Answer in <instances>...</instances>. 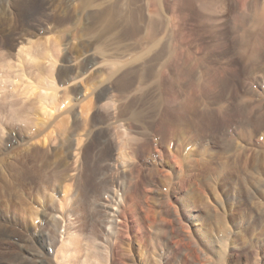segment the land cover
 Masks as SVG:
<instances>
[{
	"label": "rangeland",
	"instance_id": "obj_1",
	"mask_svg": "<svg viewBox=\"0 0 264 264\" xmlns=\"http://www.w3.org/2000/svg\"><path fill=\"white\" fill-rule=\"evenodd\" d=\"M200 1L7 4L0 264H264V0Z\"/></svg>",
	"mask_w": 264,
	"mask_h": 264
},
{
	"label": "bare ground",
	"instance_id": "obj_2",
	"mask_svg": "<svg viewBox=\"0 0 264 264\" xmlns=\"http://www.w3.org/2000/svg\"><path fill=\"white\" fill-rule=\"evenodd\" d=\"M9 2L7 3V4H9V6H11V7H21V9L22 10H25L26 8H31V4L33 3V5L35 4V1L36 0H8ZM202 1V0H201ZM200 1V2H201ZM6 0H0V23L1 22H3V18L5 17V15H6V12L7 11H9V9L11 8H9V6H7V4H6ZM87 2V1H86ZM199 2V3H200ZM40 3V2H39ZM79 3V2H78ZM99 3V2H98ZM186 3V2H185ZM86 4V3H85ZM84 4V5H85ZM182 4V3H181ZM188 4V3H187ZM36 5H37V3H36ZM99 5H101V4H99ZM6 6V7H5ZM185 6V5H184ZM195 6V5H194ZM39 7H41V6H39ZM103 7V6H102ZM102 7H100L99 9H100V12H101V10H103L102 9ZM187 7V6H186ZM33 8H34V6H33ZM81 8V7H80ZM113 8H115V7H113ZM195 8V7H194ZM18 9V8H17ZM71 9H73V8H71ZM98 9V10H99ZM188 9V8H187ZM7 10V11H6ZM11 10V9H10ZM20 10V9H19ZM27 10V9H26ZM116 10V9H115ZM195 10V9H194ZM104 11V10H103ZM102 11V12H103ZM188 11V10H187ZM65 12V11H64ZM188 12H190V11H188ZM261 12V11H260ZM8 13V12H7ZM9 13H10V11H9ZM194 13V12H193ZM264 13V12H263ZM59 15V14H58ZM98 15H99V13H98ZM63 17V16H62ZM262 19V18H261ZM102 20V19H101ZM259 21V20H258ZM260 23V22H259ZM258 23V24H259ZM257 24V23H256ZM255 27V26H254ZM257 27H258V25H257ZM263 27V26H262ZM258 29V28H257ZM264 30V29H263ZM242 31V30H241ZM246 32V31H245ZM245 34V33H244ZM243 35V34H242ZM247 35V34H246ZM249 36V35H248ZM251 37V36H250ZM249 37V38H250ZM260 38V37H259ZM251 39V38H250ZM247 41V40H246ZM251 43V42H250ZM253 44V43H252ZM50 45V44H49ZM251 45V44H250ZM36 46V45H35ZM46 47V46H45ZM50 47V46H49ZM51 47H54V46H52L51 45ZM50 47V48H51ZM256 47V46H255ZM258 47V46H257ZM48 48V47H47ZM50 48H48V50H51L52 51V49H50ZM259 48V47H258ZM257 48V49H258ZM255 49V48H254ZM256 49V50H257ZM29 50H31V48L29 49ZM36 50H42V48H40L39 49V47L38 48H34V51H36ZM261 50V49H260ZM253 52V51H252ZM41 66H43V65H41ZM40 68V67H39ZM205 84V83H204ZM189 100H192V99H189ZM4 103V102H3ZM192 109V108H191ZM178 110V109H177ZM180 112V111H179ZM176 113V112H175ZM180 114V113H179ZM179 116V115H178ZM181 116V115H180ZM184 117V116H183ZM177 118V117H176ZM181 118V117H180ZM183 121V120H182ZM169 124V123H168ZM175 129V128H174ZM176 132V131H175ZM201 132V131H200ZM111 217H113V215H111ZM73 242V241H72ZM66 248V247H65ZM64 248V249H65ZM61 249V248H60ZM63 249V250H64ZM66 252V251H65ZM60 253V252H59ZM61 253H62V251H61ZM63 254V253H62Z\"/></svg>",
	"mask_w": 264,
	"mask_h": 264
}]
</instances>
